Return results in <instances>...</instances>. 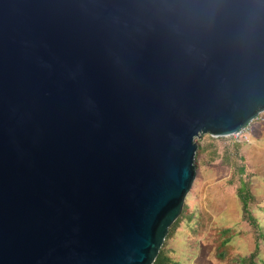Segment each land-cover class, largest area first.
<instances>
[{
	"label": "water",
	"instance_id": "1",
	"mask_svg": "<svg viewBox=\"0 0 264 264\" xmlns=\"http://www.w3.org/2000/svg\"><path fill=\"white\" fill-rule=\"evenodd\" d=\"M262 112L264 0H0V264H152Z\"/></svg>",
	"mask_w": 264,
	"mask_h": 264
},
{
	"label": "rangeland",
	"instance_id": "2",
	"mask_svg": "<svg viewBox=\"0 0 264 264\" xmlns=\"http://www.w3.org/2000/svg\"><path fill=\"white\" fill-rule=\"evenodd\" d=\"M195 144L200 152L194 157L196 180L185 199L187 211L165 240V254L179 264H235L237 258L255 252L254 261L264 264V112L237 137L200 134ZM234 144L238 145L245 175H250L249 188L254 195L250 211L257 230L242 219L236 185L227 183L233 167L220 158Z\"/></svg>",
	"mask_w": 264,
	"mask_h": 264
},
{
	"label": "trees",
	"instance_id": "3",
	"mask_svg": "<svg viewBox=\"0 0 264 264\" xmlns=\"http://www.w3.org/2000/svg\"><path fill=\"white\" fill-rule=\"evenodd\" d=\"M237 146V144H234L232 150L225 149L224 157L221 156L220 158H222V163L233 167L232 176L227 181V183L229 185H236L235 195L240 203V215L242 219L245 220L252 227V229L257 230L258 224L250 211V204L254 201V195L251 193L249 188L250 175H245V166L241 162L243 161L241 156L238 155ZM196 150L197 151L195 152V155L197 158L200 152L198 153L199 148ZM214 157H218V154H214ZM186 211L187 207L184 206L181 213ZM178 223L179 221L177 218V220L170 226L165 240L172 235ZM165 240L158 252V255L156 256V259L152 264H179L177 261L173 260L170 256L165 254L163 249ZM255 255L256 253L252 252L249 256L237 258L235 260V264H257V262L254 261Z\"/></svg>",
	"mask_w": 264,
	"mask_h": 264
},
{
	"label": "built area",
	"instance_id": "4",
	"mask_svg": "<svg viewBox=\"0 0 264 264\" xmlns=\"http://www.w3.org/2000/svg\"><path fill=\"white\" fill-rule=\"evenodd\" d=\"M248 124H249V123H248ZM248 124H247V125H248ZM247 125H245L243 128H241V129L238 130L237 132L233 133L232 135H234L235 137L239 136V135L242 133V131H245V130H246ZM244 129H245V130H244Z\"/></svg>",
	"mask_w": 264,
	"mask_h": 264
}]
</instances>
